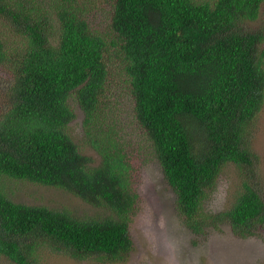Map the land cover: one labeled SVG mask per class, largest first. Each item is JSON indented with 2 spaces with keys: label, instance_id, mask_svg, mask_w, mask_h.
Returning a JSON list of instances; mask_svg holds the SVG:
<instances>
[{
  "label": "trees",
  "instance_id": "trees-1",
  "mask_svg": "<svg viewBox=\"0 0 264 264\" xmlns=\"http://www.w3.org/2000/svg\"><path fill=\"white\" fill-rule=\"evenodd\" d=\"M263 2L111 0V30L101 33L80 0H0V67L10 73L0 112V258L33 264L51 247L117 261L133 250L132 156L106 110L114 56L185 225L203 234L228 223L240 237L264 226V198L252 183L264 26L246 24ZM72 101L98 161L69 133ZM229 163L248 178L229 208L207 211L204 200ZM3 176L63 189L110 214L86 218L14 201Z\"/></svg>",
  "mask_w": 264,
  "mask_h": 264
},
{
  "label": "rangeland",
  "instance_id": "rangeland-1",
  "mask_svg": "<svg viewBox=\"0 0 264 264\" xmlns=\"http://www.w3.org/2000/svg\"><path fill=\"white\" fill-rule=\"evenodd\" d=\"M80 2L96 29L101 33L111 30V0ZM3 24L2 22V32ZM246 24L249 29L264 26V2L258 19ZM110 66L106 110L109 116L116 117L119 134L132 156L133 185L139 195L130 222L133 250L126 259L107 261L95 257L79 260L66 253L54 251L51 247H45L38 251L33 264H264V226L259 227L252 236L240 237L228 223L218 228L210 227L203 234L193 233L185 225L177 209L176 194L165 180L159 162L153 157L150 142L135 117L134 100L116 56ZM9 78L10 73L0 67V112L5 104L2 92L5 91ZM72 102L76 118L69 125V133L83 153L98 161V154L84 142V113ZM254 133L253 149L259 156V163L252 183L264 198V106L254 121ZM247 178L244 170L229 163L216 185L209 190L204 200L205 209L218 212L229 208ZM2 183L9 197L17 202L65 209L86 218L110 214L108 209L89 204L60 188L7 176L2 177ZM0 264L14 263L0 258Z\"/></svg>",
  "mask_w": 264,
  "mask_h": 264
}]
</instances>
